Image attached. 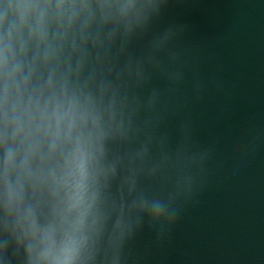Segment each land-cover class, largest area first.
<instances>
[{"label":"water","instance_id":"1","mask_svg":"<svg viewBox=\"0 0 264 264\" xmlns=\"http://www.w3.org/2000/svg\"><path fill=\"white\" fill-rule=\"evenodd\" d=\"M91 2L93 16L71 27L49 19L47 64L43 45L26 41L30 63L40 53L33 83L55 73L102 117L76 264H264V0H134L124 13L121 0ZM38 142L20 206L59 243L67 190L53 174L61 180L71 145L50 153ZM5 201L0 180V264H27L5 231Z\"/></svg>","mask_w":264,"mask_h":264},{"label":"clouds","instance_id":"2","mask_svg":"<svg viewBox=\"0 0 264 264\" xmlns=\"http://www.w3.org/2000/svg\"><path fill=\"white\" fill-rule=\"evenodd\" d=\"M107 3L97 0L96 8ZM121 12L134 7V0H121ZM91 0H0V145L4 146L2 180L5 193V231L18 246H23L27 264H76L84 243L82 230L92 208L95 195L89 196V164L95 153L103 156L105 132L102 117L90 96L69 93L66 80L57 81L50 72L46 81L33 83L35 62L39 50L28 59L26 41L43 45V60L47 64L54 56L49 45L48 22L54 17L71 27L83 14L91 18ZM63 35V33H61ZM69 71L71 68L69 67ZM40 137L47 138L50 153L63 144L71 147L63 154L64 175L60 181L66 191L67 215L63 237L57 242V229L52 224L37 222L31 208L21 209L22 185L19 175L31 174L30 161L43 155ZM20 143L21 155L9 145ZM19 165V168H18ZM18 171L13 185V173ZM157 217L167 215L159 204L153 205ZM15 213L12 226L8 217ZM76 215L69 221L68 216ZM3 258L7 261L9 243L0 241Z\"/></svg>","mask_w":264,"mask_h":264}]
</instances>
